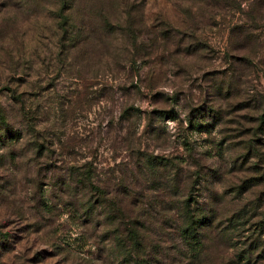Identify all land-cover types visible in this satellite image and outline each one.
<instances>
[{
	"label": "rangeland",
	"instance_id": "374dc122",
	"mask_svg": "<svg viewBox=\"0 0 264 264\" xmlns=\"http://www.w3.org/2000/svg\"><path fill=\"white\" fill-rule=\"evenodd\" d=\"M263 113L264 0H0V264H264Z\"/></svg>",
	"mask_w": 264,
	"mask_h": 264
},
{
	"label": "trees",
	"instance_id": "16d2710c",
	"mask_svg": "<svg viewBox=\"0 0 264 264\" xmlns=\"http://www.w3.org/2000/svg\"><path fill=\"white\" fill-rule=\"evenodd\" d=\"M63 2H62V6H63ZM67 6L61 7V14H59V27L62 31V33H66V37L69 36L71 32V27H72V23H75V21L72 19L70 12L68 13H64L63 11H67ZM77 25V23H76ZM76 29H78V26H76ZM101 25L107 28H110L112 26L111 23H109L106 19L103 18V20L101 21ZM166 114L168 115L167 117L170 119H174V114H170L171 111H160V114ZM264 113L261 116V121L264 122ZM191 122V120L189 121ZM196 126H200V124L196 125ZM148 166H153L154 164L152 162H148L147 163ZM98 200H96L97 202H94L95 204H99L101 205L102 200L100 198H96ZM189 198L185 199L184 201H182L184 203V205L182 206L184 208V211L186 212V209L188 211L189 209V204L188 201ZM104 201V200H103ZM187 217L184 219V222L182 224V226L180 227V232L181 235L183 237L184 240H186L187 242L196 245L197 243L200 242L199 240V230L201 231V229H203L204 227H207V221L208 219L205 217V215H203V213H200L199 211H197L196 213H194V215L192 213H187ZM5 235H7V232L4 233ZM2 237V236H1Z\"/></svg>",
	"mask_w": 264,
	"mask_h": 264
}]
</instances>
